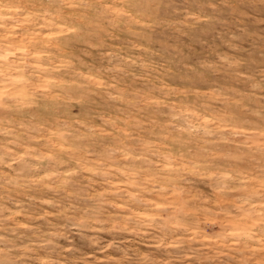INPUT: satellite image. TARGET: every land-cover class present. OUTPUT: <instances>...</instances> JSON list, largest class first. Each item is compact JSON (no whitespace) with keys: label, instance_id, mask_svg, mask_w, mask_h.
Segmentation results:
<instances>
[{"label":"clouds","instance_id":"clouds-1","mask_svg":"<svg viewBox=\"0 0 264 264\" xmlns=\"http://www.w3.org/2000/svg\"><path fill=\"white\" fill-rule=\"evenodd\" d=\"M169 2L0 0V264H264V0Z\"/></svg>","mask_w":264,"mask_h":264},{"label":"rangeland","instance_id":"rangeland-1","mask_svg":"<svg viewBox=\"0 0 264 264\" xmlns=\"http://www.w3.org/2000/svg\"><path fill=\"white\" fill-rule=\"evenodd\" d=\"M183 5L180 4H172L169 2V0H157V3L154 5V11L158 18L166 19L170 16H174L177 13L173 11V9L176 8H182ZM153 39L151 41H144L145 47L149 49L150 52L157 53L154 56V59L160 63L165 64L167 67L171 68L173 72H176V66L172 62V57L169 55V53L172 51V48L170 45L175 46V39L171 33L166 32L162 28L156 29L155 33L153 34ZM170 83H175L178 86L182 83L178 79H175L173 81H169ZM151 118L150 113L144 114V119ZM140 247H143V245H140ZM198 247V245L194 246ZM147 250V249H145ZM85 253L87 254L88 258V264H115L114 260H107L106 257L111 256H118V253L110 252V253H102V252H92L91 250L85 249ZM160 253H157V256L159 257ZM228 260L227 256H222L219 258V260L212 261L211 264H222V262H225ZM74 264H82V261L79 259V257L75 260ZM185 264H188L187 261H185ZM191 264H210L209 261L203 260L202 262H198L196 260H193Z\"/></svg>","mask_w":264,"mask_h":264}]
</instances>
